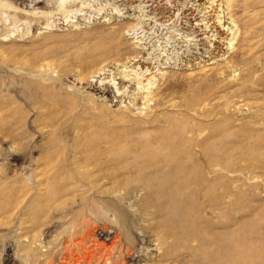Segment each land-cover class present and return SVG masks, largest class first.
Masks as SVG:
<instances>
[{
	"label": "rangeland",
	"instance_id": "374dc122",
	"mask_svg": "<svg viewBox=\"0 0 264 264\" xmlns=\"http://www.w3.org/2000/svg\"><path fill=\"white\" fill-rule=\"evenodd\" d=\"M0 264H264V0H0Z\"/></svg>",
	"mask_w": 264,
	"mask_h": 264
},
{
	"label": "bare ground",
	"instance_id": "6f19581e",
	"mask_svg": "<svg viewBox=\"0 0 264 264\" xmlns=\"http://www.w3.org/2000/svg\"><path fill=\"white\" fill-rule=\"evenodd\" d=\"M128 75H123L121 78V80H122L121 82L133 81V83L135 84V89H137V91H138V94L142 93V95L140 94L141 95L140 99L137 96H135L136 98L139 99L138 101H142L141 103L144 105L145 102L148 103V101L152 100L154 95H152V93L150 91H148L152 88V86H151L153 84L152 76H150L149 78H147V77L143 78V80H142V79L136 78V77L129 78L130 76L128 77ZM111 80H113V79H111ZM143 81H145V83H142ZM169 81H171V80H169ZM105 84H104L103 90H108L107 86L105 87ZM116 84H118V83H116ZM116 84L114 82L111 83L112 87H114V91L111 90V93L107 91V94L109 96L112 95L113 98H118L121 100L122 94H118L119 88L115 87ZM111 85L109 86V88H111ZM90 86L91 85H89V87ZM96 89L98 90V88H96ZM162 94H164V93H162ZM135 95H137V94H135ZM132 103H133V101H132ZM133 105H135V104L133 103ZM136 110L137 109H135V108H132V107L129 108L128 107L127 110L125 109V110H121V111H110L107 113L97 111L94 116H90L89 118H86L87 123L84 125H81L79 128V131H84V133L88 132L90 134L92 132L93 133L98 132V133H102V134H104V133L110 134V137H108V140L105 141V144L108 146V148H111L113 150L115 147H118L121 145L123 148L127 149L126 151L129 152L130 154L132 153L135 157L138 156V158L133 157L134 159H137L136 160L137 163L141 164V163H145L146 161H152L153 159L156 160V158L158 156H155L156 158H153V159H151V157H150L151 160L149 159V156L145 157L143 159H139L140 151H142L144 149L146 150V147L149 145H150V147L155 146L156 144L162 145L163 140H162L161 135H160V137H161L160 138V137H158V135L154 136L153 134L147 135V134L141 133L147 127L154 126V124H151V125L149 124V123H151L150 119L147 120L145 118L143 119V118H140L139 116H136L135 115V114H137V112H135ZM70 115H71V113H70ZM77 116H78V114H77ZM109 120H112V123H109L108 122ZM119 121H121V123L126 122L127 124L126 125L121 124V123H119ZM152 128H155V127H152ZM131 144H133V146L136 145L137 149L136 150H132V149L128 150V147ZM165 147H166V145H165ZM145 152L147 153L148 150H146ZM151 152H153V151H151ZM151 152H150V156L154 157V154L151 155ZM143 155H145V154H143ZM130 156L128 158H130ZM142 157H144V156H142ZM162 157H164V156H162ZM157 159H159V158H157ZM157 163H158V161H157ZM145 164H147V163H145ZM161 164H162V162H161ZM149 165H150V163H149ZM141 166H143V165L141 164Z\"/></svg>",
	"mask_w": 264,
	"mask_h": 264
}]
</instances>
